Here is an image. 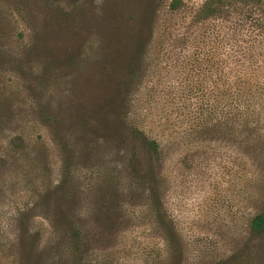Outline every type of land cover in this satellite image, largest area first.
<instances>
[{
  "label": "trees",
  "instance_id": "obj_1",
  "mask_svg": "<svg viewBox=\"0 0 264 264\" xmlns=\"http://www.w3.org/2000/svg\"><path fill=\"white\" fill-rule=\"evenodd\" d=\"M177 3L179 9L180 0L169 7L175 10ZM263 4L206 0L196 17L198 23L218 22L210 45L215 51L227 48L225 58H216L212 76L217 92L211 99L213 130L223 129V137L240 145L259 174L241 252L215 264H259L264 258V37L255 31L260 25L255 13ZM154 7L153 0H98L66 10L37 0L36 15L29 12L28 20L23 18L32 33L24 52L0 45V68L7 65L24 80L30 114L48 130L61 158L56 180L44 175L14 210L1 212L9 218L5 225L0 218V264H66L68 259L86 264L83 214L69 210L78 194L92 189L101 194L107 221L124 220V199L145 203L166 242V264H181L176 230L163 201L161 148L133 116ZM243 9L250 13L243 16ZM39 13L43 22L36 31L31 19ZM6 26L0 22V32L8 38ZM30 59L36 65L24 68ZM2 114L0 106V121ZM19 142L18 148L26 149L23 137ZM85 163L90 170L81 174L78 169ZM79 180L86 186L77 189ZM39 219L52 229L46 241Z\"/></svg>",
  "mask_w": 264,
  "mask_h": 264
},
{
  "label": "rangeland",
  "instance_id": "obj_2",
  "mask_svg": "<svg viewBox=\"0 0 264 264\" xmlns=\"http://www.w3.org/2000/svg\"><path fill=\"white\" fill-rule=\"evenodd\" d=\"M95 1L48 0V5L70 10ZM172 1L153 0V35L133 116L137 126L161 148L163 201L174 223L181 264H215L234 251L241 252L247 220L255 211L250 195L259 174L241 146L223 137V129L215 132L211 124V99L217 93L212 83L216 58L223 59L227 53L226 45L217 51L210 45L218 22H196L206 0H180L175 10L169 7ZM36 6L37 0H0V22H6L9 34L6 38V32H0L2 48L24 52L32 33L23 18L28 20L29 12L35 14ZM240 12L243 16L250 13L246 9ZM37 15L31 20L39 31L43 19ZM256 15L260 19L256 34L264 37V4ZM27 64L36 65L32 59L24 68ZM16 76L9 66L0 68L4 114L0 121V218L4 225L9 215L4 217L1 212L14 210L44 175L56 180L61 167L60 154L48 130L35 123L30 114L24 80ZM21 137L26 140V149L18 148ZM89 170L85 163L78 172ZM85 184L79 180L76 188ZM127 201L124 199L123 206L126 215L119 223L118 218L105 220L99 191L92 189L76 196L69 211L83 214L86 264H166V242L153 214L138 198ZM37 222L46 241L52 229L45 220ZM66 264H71V259ZM259 264H264V258Z\"/></svg>",
  "mask_w": 264,
  "mask_h": 264
}]
</instances>
